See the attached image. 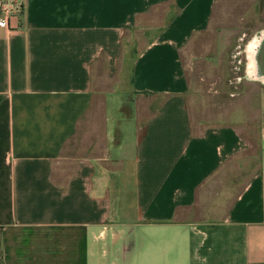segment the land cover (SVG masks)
I'll return each mask as SVG.
<instances>
[{
  "label": "crops",
  "instance_id": "crops-1",
  "mask_svg": "<svg viewBox=\"0 0 264 264\" xmlns=\"http://www.w3.org/2000/svg\"><path fill=\"white\" fill-rule=\"evenodd\" d=\"M17 1L0 28V264H264V127L225 202L210 186L254 142L188 108L181 50L216 0Z\"/></svg>",
  "mask_w": 264,
  "mask_h": 264
},
{
  "label": "rangeland",
  "instance_id": "rangeland-1",
  "mask_svg": "<svg viewBox=\"0 0 264 264\" xmlns=\"http://www.w3.org/2000/svg\"><path fill=\"white\" fill-rule=\"evenodd\" d=\"M263 29L264 0H216L208 28L181 50L191 87L188 108L195 123L233 125L254 142L251 154L240 157L234 166H226L218 182L210 186V193L225 202L259 164L264 81L249 77L245 67L246 47ZM221 212L216 211L215 216Z\"/></svg>",
  "mask_w": 264,
  "mask_h": 264
},
{
  "label": "bare ground",
  "instance_id": "bare-ground-1",
  "mask_svg": "<svg viewBox=\"0 0 264 264\" xmlns=\"http://www.w3.org/2000/svg\"><path fill=\"white\" fill-rule=\"evenodd\" d=\"M246 74L264 81V29L246 47Z\"/></svg>",
  "mask_w": 264,
  "mask_h": 264
},
{
  "label": "built area",
  "instance_id": "built-area-1",
  "mask_svg": "<svg viewBox=\"0 0 264 264\" xmlns=\"http://www.w3.org/2000/svg\"><path fill=\"white\" fill-rule=\"evenodd\" d=\"M22 11V6L17 0L0 1V28L10 29V21L13 17H18Z\"/></svg>",
  "mask_w": 264,
  "mask_h": 264
}]
</instances>
